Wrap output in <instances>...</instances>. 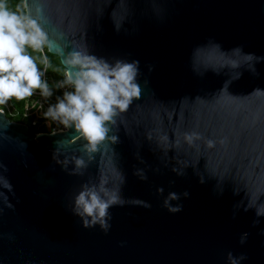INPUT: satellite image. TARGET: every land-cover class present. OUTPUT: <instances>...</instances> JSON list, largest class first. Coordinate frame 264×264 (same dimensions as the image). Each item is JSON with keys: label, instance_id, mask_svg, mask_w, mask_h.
Returning a JSON list of instances; mask_svg holds the SVG:
<instances>
[{"label": "water", "instance_id": "95a60500", "mask_svg": "<svg viewBox=\"0 0 264 264\" xmlns=\"http://www.w3.org/2000/svg\"><path fill=\"white\" fill-rule=\"evenodd\" d=\"M46 4L65 33L86 35L95 55L110 61L121 58L140 62V83L143 86L144 80L148 81L145 110L129 115L132 126L146 118L148 109L162 110L160 102L179 105L184 97L193 102L185 101L181 110L191 108L197 112L248 103L227 96L214 102L195 100L197 96L211 99L224 77L211 72L198 77L192 71L191 56L198 45L206 44L210 38L224 49L243 45L247 52L264 54V0H168L162 22L145 14L150 5L137 0L133 7L138 31L134 33L128 23L124 25L128 33L123 29L117 32L109 15L116 19L124 16L128 0H46ZM101 14L98 30L97 17ZM57 50L54 44L49 53L56 55ZM258 67L260 78L245 73L230 91L246 95L256 87L264 88V65ZM6 125L13 139L5 141L2 154L10 169L8 176L16 192V197L10 195V199L16 207L15 211L5 209L0 217V232L4 234L0 239V264H227L228 251L234 255L246 253L248 259L242 264H264V235L260 234L264 219L256 228L251 227V211L233 219L232 204L239 197H233L230 190L222 197L215 196L213 182L198 183L192 169H188L187 177H176L162 168L160 174L149 171L148 181L139 180L133 175L134 167L144 165L136 160L137 147L123 128L119 134L121 143L115 146L118 166L127 177L122 195L148 201L152 207L126 204L111 208L107 234L98 225L84 228L72 208L73 197L88 176H70L52 160L56 142L74 135L73 130L35 134L27 124L12 121L2 111L0 129ZM224 132H229L228 125ZM20 142L26 147L21 148ZM79 144L76 141L72 147ZM66 150L62 148V152ZM139 151L148 164H160L158 154L151 151L147 141ZM109 155L97 156L88 170L93 178L105 173L116 180ZM25 160L28 167L24 166ZM218 160L217 157L210 163ZM244 178L264 181V176L257 177L251 169ZM169 180H175V184L170 186ZM159 186L165 188V196L168 191H189L190 196L180 201L181 212L173 214L163 207V197L156 193ZM244 231L250 235L241 245L239 236ZM9 232L15 235L14 241L7 239Z\"/></svg>", "mask_w": 264, "mask_h": 264}, {"label": "clouds", "instance_id": "9594fccd", "mask_svg": "<svg viewBox=\"0 0 264 264\" xmlns=\"http://www.w3.org/2000/svg\"><path fill=\"white\" fill-rule=\"evenodd\" d=\"M136 2L128 0L127 13L120 19L109 14L117 32L123 29L128 33L129 29L124 28L126 23L131 24L132 33L138 31L133 7ZM142 2L150 5V9L144 10L145 14L150 13L161 22L164 20V5L168 0ZM102 16L97 17L98 30ZM54 44L58 46L55 54L61 57L63 78L50 84L46 79L49 70L59 74L48 55ZM139 64L135 59L114 58L110 61L95 55L86 35H69L62 30L47 10L46 0H15L14 4L12 0H0V106H7L13 100H30L37 92L48 101L54 89H71L63 91L54 104L48 105L43 118L74 132V135L56 142L58 147L53 151L52 160L70 176H88L74 195L72 208L84 228L98 225L107 234L111 228V208L126 204L152 207L148 201L126 199L122 195L127 177L118 166L119 155L115 150V146L121 143V128L134 141L137 147L135 158L144 165L134 167L133 175L139 180L148 181L149 171L160 174L162 168L169 169L176 177H187L188 169H192L198 183L213 182L215 196L222 197L230 190L233 197H239L232 204L233 219L241 212L251 211L254 214L251 227H258L264 219V181L244 177L249 169L257 177L264 176V88L256 87L246 95H235L230 88L245 73L260 78L258 66L264 65V54L247 52L243 45L224 49L210 38L206 44L193 50L192 71L200 78L211 72L224 79L211 99L197 96L195 100L214 102L227 96L248 103L216 106L208 112H197L191 108L181 110L185 101L193 102L184 97L179 105L160 102L162 110L148 109L146 118L132 126L128 117L145 110L144 94L148 84L147 79L143 86L140 83ZM148 67L152 71L153 66ZM38 105L39 109L44 108V104L38 102ZM225 125L229 126L227 134ZM7 127L0 129V217L5 209L15 211L16 207L10 199V195L16 197L8 176L10 169L2 154L5 141L13 139L8 135ZM76 141L80 144L73 148ZM145 141L151 151L158 154L160 164L155 167L140 154L139 149ZM20 147L26 145L20 142ZM62 148L67 150L62 152ZM104 153H110L115 181L108 174L98 173L93 178L88 172L97 156ZM217 157L219 160L215 164L210 163ZM24 166L28 167L27 160ZM174 184L175 180H169L170 186ZM156 193L163 197V207L173 214L183 210L180 201L190 196L188 190L168 191L165 196L163 186L157 187ZM16 200L19 203V198ZM173 201L177 203L173 204ZM260 234L264 235V228L260 229ZM249 235L248 231L242 232L239 243L244 245ZM3 237L0 232V239ZM7 239L14 241L15 235L9 232ZM226 259L227 264H242L248 257L243 252L234 255L228 251Z\"/></svg>", "mask_w": 264, "mask_h": 264}, {"label": "built area", "instance_id": "2783aa9c", "mask_svg": "<svg viewBox=\"0 0 264 264\" xmlns=\"http://www.w3.org/2000/svg\"><path fill=\"white\" fill-rule=\"evenodd\" d=\"M46 79L50 82V84L61 80H53L49 73H47ZM65 90L71 89H54V94L48 101H44V99L40 97L39 92H37L33 98L24 101L23 107L20 110L14 107L11 102L7 106H0V108H3V112L5 114L7 113L9 116L19 118V122L27 124L30 128L33 126L36 129H47L46 131L34 132L35 134L61 132L66 129H64L63 126L56 125L55 122L50 123L49 121L45 120L43 118V111L47 110L49 104H54L56 102V97L62 96V93ZM38 102L44 104L43 109L38 108Z\"/></svg>", "mask_w": 264, "mask_h": 264}, {"label": "trees", "instance_id": "16d2710c", "mask_svg": "<svg viewBox=\"0 0 264 264\" xmlns=\"http://www.w3.org/2000/svg\"><path fill=\"white\" fill-rule=\"evenodd\" d=\"M13 4L15 3V0H12ZM48 55L51 59V62L53 64V67L58 69L59 70V74L58 72L56 71H52V70H49V75L52 77L53 80H58V79H62V72H63V65L61 64L58 56L54 55V54H51L48 52ZM23 103L24 101H11V104L16 107L17 109H22L23 107ZM7 117H9L12 121H16V122H19V118L17 117H12V116H9L7 113H6ZM31 129L34 131V132H39V131H46L47 129L46 128H43V129H36L34 128L33 126H31Z\"/></svg>", "mask_w": 264, "mask_h": 264}]
</instances>
